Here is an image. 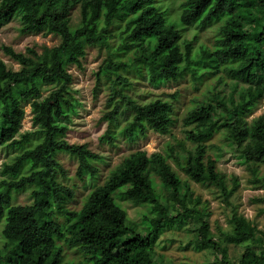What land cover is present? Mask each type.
I'll list each match as a JSON object with an SVG mask.
<instances>
[{
	"label": "trees",
	"instance_id": "trees-1",
	"mask_svg": "<svg viewBox=\"0 0 264 264\" xmlns=\"http://www.w3.org/2000/svg\"><path fill=\"white\" fill-rule=\"evenodd\" d=\"M160 1L0 0V25L17 18L22 35L60 39L41 53L2 47L20 69L13 71L0 60V148L17 152L0 168V264H176L159 256L156 248L164 234L181 231L190 237L182 250L193 244L198 253H219L218 261L207 264H264V234L256 236V227L233 206L229 228L213 233L207 203L169 163L172 159L188 181L215 186L229 204L237 179L226 187L205 146L223 133L251 172V184L264 190V177L257 176L258 167H264V116L248 120L264 100V0H184L177 17ZM74 9L76 24L70 17ZM216 25L213 43L199 42L200 32ZM186 29L192 30L190 40L183 34ZM89 47L106 50L97 77L109 83L107 107L112 108L102 116L108 122L102 143L114 146L119 136L135 144L148 131L171 135L177 123V94L168 95L172 101L139 100L132 96L135 86L128 76L147 77L156 85L188 77L195 90L205 85L207 94L200 108L181 120L184 127H193L185 131L186 140L195 145L192 150L183 148L182 158L172 156L171 146L172 158L134 151L87 195L79 210H72L68 205L74 193L59 180L65 171L57 155L75 159L80 181L85 175L95 178V163L102 159L86 144L65 140L67 112L73 110L67 69L81 68ZM221 84L231 90H217ZM51 86L43 97L42 88ZM24 102L30 105L36 130L20 134ZM151 172L167 195L156 190ZM26 190L31 203L12 202V193ZM121 201L144 209L139 223L130 221ZM255 201L264 204V195ZM224 244L242 249L230 256ZM64 248H74L78 261L66 259Z\"/></svg>",
	"mask_w": 264,
	"mask_h": 264
},
{
	"label": "rangeland",
	"instance_id": "rangeland-1",
	"mask_svg": "<svg viewBox=\"0 0 264 264\" xmlns=\"http://www.w3.org/2000/svg\"><path fill=\"white\" fill-rule=\"evenodd\" d=\"M183 1L184 0H164L160 2L163 6H169L170 9L174 11V16L177 17L179 15V5ZM78 15V9L71 11L70 17L73 24L78 22ZM19 28L20 23L17 18L4 25H0V60L13 71L19 70L20 65L3 53V46L10 47L14 51L21 53H25L27 48H32L38 53H41L44 47L51 48L56 46L60 41L59 37L50 34L22 35ZM218 30V25H216L200 32L199 42L211 45L213 43V37ZM183 34L188 40H190L193 35L191 29H186ZM85 52L86 55L81 60V68L71 66L67 69L72 76L69 89L73 97V110L67 112L69 121L65 123L67 126L65 140L70 144H86L91 152L98 154L102 159L95 163L98 170L97 176L91 178L89 175H85L84 180L80 181L75 176L77 168L75 159L63 153L57 155L56 160L65 171V178L59 177V180L71 188L74 193V199L70 201L68 205V208L72 210H79L87 195L97 185L103 184L111 171L130 153L141 150L145 151L147 156L160 153L171 158L172 156L182 158V156L186 154L183 148L192 150L195 145L186 140L185 131L193 127H184L181 120L192 109H199L202 101L205 100L204 96L207 94L205 85H201L198 90H195L188 77L178 79L176 82H159L156 85L147 81V77L141 80L128 76L130 80L134 82L135 86L132 96L139 98V100H144V98H146L150 101L160 97L172 101L168 95L177 94V100L173 99L177 123L175 127L171 129V135H161L148 131L146 136L137 140L135 144H129L119 136L114 146L106 142L102 143L100 142V138L104 134L108 124L107 121L102 120V116L111 111L112 108L107 107V99L110 91L109 83L103 76H101L100 79L97 77L98 71L106 63V50L98 47H89L86 48ZM123 74L125 75V73ZM222 78L224 79V77ZM230 87L229 85L226 87L221 84L217 87V90L222 91L223 89L228 93V91L231 90ZM53 88V86L43 87L42 96H47ZM233 96L236 97L235 94H233ZM22 107L25 116L21 122L19 133L33 132L36 128L31 123L33 114L30 105L24 102ZM260 115L264 116V100L248 120ZM118 120L122 122L121 117L118 118ZM36 141L37 139L34 137V142H32V144L36 143ZM32 144H30L29 147ZM181 145H184V147ZM170 146L173 151L172 156L170 155ZM205 146L207 151L206 156L215 162L217 172L225 176L224 184L226 187L229 189L232 186V178L237 179L238 185L235 189V194H233V197L229 200V204L223 202L219 193L220 191L215 186L212 185L210 188H205L190 182L185 178L183 173L175 167L172 159L169 160V163L172 168L180 174L181 179L187 181L190 190H193L195 195L201 198L202 202L207 203L204 205H208L209 209L206 210L211 213L209 218L211 231L217 233L218 227L227 230L229 228L227 220L233 208H236L239 215L252 222V226L254 225L256 227V236L260 234L259 232L264 234V214L261 212L264 208V204L260 201H255V199L263 197L264 190L251 184L252 174L247 166L244 165L243 159L239 157L235 144L233 142L231 143L223 133H220L214 135L212 139L205 143ZM15 154H17V152L0 148V168L4 162H10ZM23 171V174L27 173L28 169ZM257 176L264 177V167H258ZM149 177L155 183L156 190L161 194L167 195V190L160 185L158 178L153 172L149 174ZM29 194L30 190L17 194L12 193V202L18 205L29 204L31 203ZM120 205L126 210L127 216L131 222H140L144 212L142 207H132V205L126 201H121ZM231 206H233V208ZM0 225L2 226V224ZM170 240H173V242L169 243ZM189 240L190 237L184 231L164 234L160 239L159 246L156 248L157 254L176 264H207L213 263L214 260H219V253H216V255H211V252L207 253L206 251L198 253L199 251H196L193 244L188 246L189 250H182V247L187 245L186 243ZM224 247H226L228 255L230 256L234 252L238 254L242 249V246L232 247L227 244H224ZM64 252L66 259L78 261L77 258L79 254L74 248H64Z\"/></svg>",
	"mask_w": 264,
	"mask_h": 264
}]
</instances>
